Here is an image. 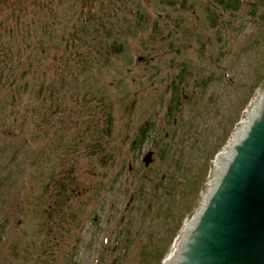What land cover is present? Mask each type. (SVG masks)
Listing matches in <instances>:
<instances>
[{
    "label": "rangeland",
    "instance_id": "rangeland-1",
    "mask_svg": "<svg viewBox=\"0 0 264 264\" xmlns=\"http://www.w3.org/2000/svg\"><path fill=\"white\" fill-rule=\"evenodd\" d=\"M237 5L0 0V264H162L262 86Z\"/></svg>",
    "mask_w": 264,
    "mask_h": 264
},
{
    "label": "water",
    "instance_id": "water-1",
    "mask_svg": "<svg viewBox=\"0 0 264 264\" xmlns=\"http://www.w3.org/2000/svg\"><path fill=\"white\" fill-rule=\"evenodd\" d=\"M220 153L164 264H264V76ZM152 155L144 158L146 165Z\"/></svg>",
    "mask_w": 264,
    "mask_h": 264
},
{
    "label": "trees",
    "instance_id": "trees-1",
    "mask_svg": "<svg viewBox=\"0 0 264 264\" xmlns=\"http://www.w3.org/2000/svg\"><path fill=\"white\" fill-rule=\"evenodd\" d=\"M239 4H240V0H238V5H237L238 7H239Z\"/></svg>",
    "mask_w": 264,
    "mask_h": 264
}]
</instances>
